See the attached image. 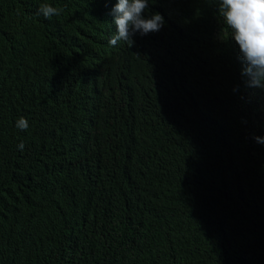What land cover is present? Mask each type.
<instances>
[{
	"label": "trees",
	"instance_id": "1",
	"mask_svg": "<svg viewBox=\"0 0 264 264\" xmlns=\"http://www.w3.org/2000/svg\"><path fill=\"white\" fill-rule=\"evenodd\" d=\"M111 2L0 0V264H264V89L217 4L149 0L163 27L93 68Z\"/></svg>",
	"mask_w": 264,
	"mask_h": 264
},
{
	"label": "clouds",
	"instance_id": "2",
	"mask_svg": "<svg viewBox=\"0 0 264 264\" xmlns=\"http://www.w3.org/2000/svg\"><path fill=\"white\" fill-rule=\"evenodd\" d=\"M218 6V14L224 20V24L231 30L232 38L239 46L242 60L246 64L243 74L249 77V87L264 89V0H214ZM149 0H112L106 10L100 15L98 23H95L93 32L98 34L99 47L95 57L92 52L81 61L91 64L93 68L102 66L106 61H114L123 56L129 47L133 46L132 37L139 32L147 35L150 32H158L165 21L162 15L155 13L151 18H145L143 13L148 7ZM104 4V3H103ZM63 9L54 7L49 3H43L39 13L45 18L51 19L60 16ZM79 29L77 33L82 32ZM75 33L73 37L77 34ZM9 52V69L16 72L23 69L29 78H36L39 72L29 71V59L14 49L7 47ZM58 51V46L47 49L46 56L51 57ZM12 54L10 58L9 55ZM5 51L0 50V62L6 60ZM44 61H36V66L41 67ZM82 69L76 62L68 64L54 73L71 78L76 71ZM85 70V69H83ZM67 78H61L66 82ZM63 86L58 83L57 91ZM56 91V92H57ZM47 93V92H46ZM16 127L27 130L29 123L26 118L20 117L16 121ZM257 143H264V138L254 137ZM25 145L21 142L19 150L23 151ZM71 151L69 150V154Z\"/></svg>",
	"mask_w": 264,
	"mask_h": 264
}]
</instances>
